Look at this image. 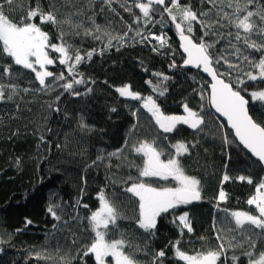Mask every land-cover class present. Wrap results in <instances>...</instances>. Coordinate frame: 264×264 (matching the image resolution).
Returning a JSON list of instances; mask_svg holds the SVG:
<instances>
[{"label": "trees", "instance_id": "obj_1", "mask_svg": "<svg viewBox=\"0 0 264 264\" xmlns=\"http://www.w3.org/2000/svg\"><path fill=\"white\" fill-rule=\"evenodd\" d=\"M36 2L14 0L9 5L6 0H0V6L7 16L17 21L30 6L35 7ZM39 2L47 11L48 0ZM180 2L184 4L189 0ZM261 2L264 3V0ZM191 3L194 9L201 7L199 0H191ZM58 4L63 15L84 6L85 0H73L74 6L68 8L63 6L61 0H58ZM112 7L116 9L115 13L107 8L100 12L97 0L87 11V15L97 13L95 23L100 26L101 32L95 31V26L87 21V15L73 17L75 21L84 20L85 26L93 30V36L83 35L82 30L80 35H75L67 25L61 26L65 31L64 39L74 48H79L81 55L95 50L91 60L85 59L77 66V72L83 74L85 83L74 84L72 92H79L80 95L64 91L62 85L72 82L73 76L68 75L67 68L60 65L58 59H55L54 65L47 66V70L54 75L63 72L65 79L54 81L53 77L46 78V84H51L47 91L41 90L33 72L20 66H13L15 71L12 76L0 77L6 94L11 90L8 85L17 86L11 101L0 102V264H62L61 257L65 256L74 257L72 264H95L91 254L81 259L76 249L89 243L86 237L91 233L84 231L86 218L99 209L98 196L101 191L106 199L121 202V211L127 217L117 222L118 230H111L110 226L106 238L128 241L131 247L126 246L124 251L132 254L139 264H150L152 254L159 250L166 253L164 264H184L174 256L170 242L179 239L181 243L178 247L186 254L195 255L217 245L214 233L216 224L221 225L223 233L234 226L233 218L229 215L231 212L256 211L254 206L247 204V200L255 194L256 185L264 180V171L239 147L223 121L210 110L207 79L198 71L182 68L184 58L179 50V35L167 14L163 15V19L159 14H153V23L145 27L143 23H133L134 15H139L138 9L133 8V14H130L124 11L120 2ZM203 7L207 9L209 6L204 4ZM224 11L231 10L225 8ZM129 26L132 31H128ZM137 28L148 39L142 40L137 36ZM199 29L200 26L194 24L197 39L202 35ZM43 30L49 34L52 42H59L60 31L57 27L47 24ZM103 30L123 39H113L112 46L107 47L108 36ZM125 32L127 36H124ZM150 34L163 35L168 41L167 46L154 52L152 48L158 47V41L152 40ZM96 35L101 38L95 39ZM225 45L226 39L221 40L216 48ZM230 51L224 54L232 63L239 64L240 61L230 55ZM49 52L53 58L58 56ZM249 52L259 58L260 53ZM7 61L10 58H0V72ZM172 63L177 67L170 68ZM222 65L223 61L216 67L227 71V65ZM241 67L245 71H254L246 62ZM16 72L23 74L17 75ZM153 73H163L170 79L163 81ZM75 79H81V76L76 75ZM146 81H151V84ZM124 85H129L130 90L139 93L142 98L152 96L165 115H184L183 104L187 103L204 118L205 123L201 125L203 131L194 132L185 125H178L181 131L163 133L142 108L143 99L132 100L119 95L116 88ZM157 86L167 89L163 96L153 91ZM247 87L249 91L264 90V81H248ZM25 88L29 89L27 93L22 91ZM193 89L197 91L194 93ZM201 90L204 100L200 98ZM243 95L249 100V115L264 124V102L252 100L249 92ZM113 108L116 111H112ZM81 121L86 127H80ZM165 136L168 139H164ZM153 140L154 147L163 149L161 159L165 161L170 153H175L171 144L177 141L196 143L195 148L189 145L190 155L180 159L186 174L201 181L202 199L196 204L170 210L158 218L155 235L150 236L136 225V198L124 191L132 181L113 183L112 179L127 180L131 175L135 180L138 178L137 169L117 167L121 160L110 158L108 154L122 148V157L127 156L142 164V157L131 154L130 146L139 141L151 143ZM98 156L103 159L97 160ZM93 161L96 163L93 164ZM224 174L231 178L222 185L228 198L216 207ZM241 175L251 178L253 184L236 179ZM145 179L154 187L174 186L172 180ZM77 200L80 205L87 204L88 207L77 205ZM50 206L61 217L60 221L54 220L47 211ZM185 211L189 214L193 232L189 234L185 229L181 236L177 227L179 221L173 224L172 220ZM29 220L31 224L27 223ZM228 235L236 236L235 233ZM200 237L205 239L201 240ZM73 239L77 240L76 245H73ZM236 239L240 237L236 236ZM246 251H250L251 256L245 255ZM233 255L239 257L236 264L258 260L264 255V238L256 240L255 248L245 243L242 248L229 249L226 252L229 258L227 264H233ZM218 264H223V257Z\"/></svg>", "mask_w": 264, "mask_h": 264}, {"label": "snow or ice", "instance_id": "obj_2", "mask_svg": "<svg viewBox=\"0 0 264 264\" xmlns=\"http://www.w3.org/2000/svg\"><path fill=\"white\" fill-rule=\"evenodd\" d=\"M6 2L11 5L14 0H6ZM96 2L97 0H85L84 6L77 7L74 12H66L61 15L58 0H48L47 11L37 0L36 6H30L17 21H13L7 16L0 6V58H10V61L2 65L0 77L12 76L15 71L13 66H20L21 69L33 72L41 90L47 91L51 84H46V78L53 77L54 81L65 79L63 72L60 75H54L52 71L47 70V66L54 65L55 59H58L59 64L67 68L68 75L73 76L72 82L62 85L64 91L71 92L72 95H80L79 92H72L74 84L85 83L83 74L77 72V66L85 59L91 60L95 50L81 55L79 48H74L69 41L64 39L65 31L61 26L67 25L75 35H80V30H82L83 35L93 36V30L85 26L84 20L75 21L73 17L87 15V11ZM117 2H120L124 11L130 14H133V8L138 9L139 15H134L133 23H143L145 27L153 23V14H159L162 19L163 15L167 14L179 35L180 47L186 54L184 66L195 67L211 77V94L207 97L209 105L227 120V125L234 131L239 144L243 145V148L247 149L261 165H264V124L255 121L249 115L247 107L249 100L245 99L243 95L244 92H249L252 100L264 102V90L249 91L247 87L248 81H264V3L261 0H199L201 7L194 9L191 0L184 4L180 0H131V3L129 0H99L100 12L107 8L108 11L115 13L116 9L112 5ZM61 3L66 8L74 6L73 0H61ZM204 4L209 7L205 9ZM225 8L231 11L226 12L224 11ZM95 15H97L95 12L92 15H87V21L95 26L96 32H101L100 26L95 23ZM47 24L59 29V42H52L49 34L43 30V26ZM194 24L200 26L199 30L202 33L198 39L194 35ZM219 29H234L235 31L221 32ZM103 31L108 36L107 47L112 46L113 39H123V37L112 36L107 30ZM128 31H132L130 26ZM136 35L140 36L142 40L148 39V36H145L139 28L136 29ZM124 36H127V32L124 33ZM206 37L209 39L206 40ZM253 37L257 39H253ZM94 38L100 39L101 37L96 35ZM151 39L158 41V47L153 46L152 48L154 52H158L159 49L167 46L168 41L163 35H151ZM225 39V47L217 49L216 45ZM49 50L58 56L56 58L51 57ZM228 50H231L230 55H234L240 61L239 64L232 63L224 54ZM249 50L260 53L259 58L253 56ZM222 61L223 65H227V71H222L216 67V65H221ZM245 62L254 71H245L241 67ZM169 67L175 68L177 66L172 63ZM234 71L235 75H233ZM16 74L22 75L23 73L16 72ZM76 75H80L81 79H75ZM153 75L160 77L163 81L170 79L163 73H153ZM146 83L151 84V81H146ZM242 85L244 87H241ZM7 87L11 90L6 94L5 85L0 84V102L11 101L16 92V85H8ZM22 91L27 93L29 89L25 88ZM88 91L90 92L91 89ZM116 91L121 97L132 100L143 99L141 106L151 114L155 124L165 134L181 131L178 125H186L194 132L203 131L201 125L205 123L204 118L200 112L192 110L187 103L183 104L185 115H165L152 96L142 98L139 93L131 91L129 85L118 87ZM153 91H157L160 96H163L167 89L157 86L153 88ZM196 91L193 89L194 93ZM200 98L201 100L205 99L202 90ZM112 111H116V109L113 108ZM80 127H86L83 121L80 122ZM164 139H168V137L165 136ZM227 143L228 141L225 139V144ZM125 144H128V140L125 141ZM154 144L155 140L151 143L139 141L130 146V153L142 157V164H138L136 160L129 159L127 156L122 157V148L108 154L110 158L115 157L117 160H121V164L117 167L127 166L137 169L138 178L135 180L131 175L127 177V180L118 181L115 177L112 179L113 183L132 181L124 191L136 198L134 201V203L138 202L136 225L150 236L155 235L158 218L169 213L170 210L182 205H190L194 201L202 199L201 181L186 174L180 159V157L190 155L189 145L195 148L196 143L177 141L175 144H171L170 147L175 150V153H170L166 161L161 159L164 154L163 149L154 147ZM102 159V156L97 157V160ZM95 163L96 161H93V164ZM18 164L19 159H17ZM145 178L172 180L175 184L172 187H154L147 183ZM230 179L228 174L223 175L216 207L227 201L228 196L222 185ZM236 179L242 182L246 180L248 184H253L251 178L243 175ZM98 199L99 209L93 211L86 218L87 227L84 228V231L91 233L90 236L86 237L89 243L80 245L76 249L77 254L81 259L89 257L91 254L95 259V264H139L132 254L124 251L126 246L131 247L128 241L106 238L109 235L110 226L111 230H118L117 222L127 218L121 211V202L106 199L103 191L99 194ZM247 204L255 207V213L248 211L231 212L229 215L233 218L234 226L227 229L223 234L217 235L215 247L197 252L195 255H189L178 247L181 243L178 239L174 243L170 242L174 256L179 261H183L184 264H218L222 257L223 264H227L229 258L226 256V252L229 249L242 248L245 243L251 248H255L256 240L264 238V180L256 185L255 194L247 200ZM77 205H80L79 200H77ZM80 206L88 207L87 204ZM47 211L54 220H61L53 207L50 206ZM177 220L179 221L177 227L181 236H183L185 229L189 234L193 232L188 212L185 211L174 216L172 223L176 224ZM27 223L31 224L32 222L29 220ZM17 231L20 230L17 229ZM228 233H235L240 239H236V236H230ZM200 239L204 240L205 238L200 237ZM72 243L76 245L77 240L73 239ZM244 254L251 256L252 253L246 251ZM165 256L164 250L155 252L152 254L150 264H164ZM108 257L112 258L111 262L106 259ZM73 259L74 257H61L62 264H72ZM238 259L239 257L235 255L231 257L233 264H236ZM249 264H264V255H261L254 262L250 261Z\"/></svg>", "mask_w": 264, "mask_h": 264}, {"label": "water", "instance_id": "obj_3", "mask_svg": "<svg viewBox=\"0 0 264 264\" xmlns=\"http://www.w3.org/2000/svg\"><path fill=\"white\" fill-rule=\"evenodd\" d=\"M178 41H179V43H180V39L178 38ZM179 50H180V53H181V55L183 56V58L184 59H186V54L183 52V49L180 47V45H179ZM184 62V61H183ZM182 68H184V69H188V70H191V71H198L205 79H207V81H208V87H207V90H208V97L210 96V94H211V88H210V81H211V77H209L206 73H204L202 70H199V69H197V68H195V67H192V66H184V64H182ZM208 105H209V103H208ZM247 107H248V105H247ZM209 108H210V110L213 112V114L218 118V119H220L221 121H223V123L225 124V126H226V128L230 131V133L232 134V136H233V138H234V140L236 141V143L239 145V147L241 148V149H243L254 161H256V162H258L259 163V161H257L256 160V158L255 157H253L252 155H251V153H249L248 151H247V149H244L243 148V145H241V144H239V141L235 138V135H234V131L230 128V127H228V125H227V120L224 118V117H222V116H220L219 115V113H216L215 112V109L214 108H211V106L209 105ZM260 164V163H259ZM260 166L262 167V169H263V171H264V165H261L260 164ZM198 201H194L192 204H196ZM192 204H190V205H192Z\"/></svg>", "mask_w": 264, "mask_h": 264}, {"label": "rangeland", "instance_id": "obj_4", "mask_svg": "<svg viewBox=\"0 0 264 264\" xmlns=\"http://www.w3.org/2000/svg\"><path fill=\"white\" fill-rule=\"evenodd\" d=\"M143 103V102H142ZM143 108V107H142ZM144 109V108H143ZM144 111L148 114V115H150L151 116V114L150 113H148L145 109H144ZM185 115V114H184ZM150 118H152V117H150ZM153 120V119H152ZM155 123V122H154ZM157 126V125H156ZM186 126V125H185ZM157 128H158V126H157ZM159 129V128H158ZM160 130V129H159ZM161 131V130H160ZM173 183L175 184V182L173 181ZM216 225H217V227H216ZM215 226H214V233H215V237H217V235H218V233H221V234H223V231H222V228H221V225L220 224H216ZM217 241V240H216ZM109 258V259H108ZM108 258H106L108 261H110L111 262V260L110 259H112L111 257H108Z\"/></svg>", "mask_w": 264, "mask_h": 264}]
</instances>
